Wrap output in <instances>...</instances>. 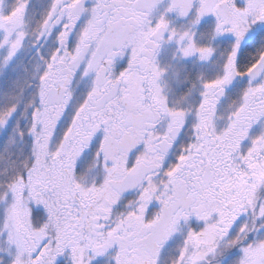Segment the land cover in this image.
<instances>
[{"label":"snow or ice","instance_id":"obj_1","mask_svg":"<svg viewBox=\"0 0 264 264\" xmlns=\"http://www.w3.org/2000/svg\"><path fill=\"white\" fill-rule=\"evenodd\" d=\"M0 264H264V0H0Z\"/></svg>","mask_w":264,"mask_h":264}]
</instances>
